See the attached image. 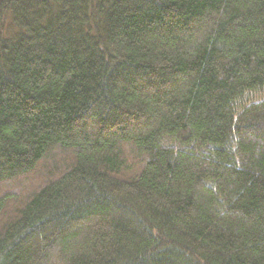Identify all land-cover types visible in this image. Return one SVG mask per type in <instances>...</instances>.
<instances>
[{"label": "trees", "instance_id": "trees-1", "mask_svg": "<svg viewBox=\"0 0 264 264\" xmlns=\"http://www.w3.org/2000/svg\"><path fill=\"white\" fill-rule=\"evenodd\" d=\"M0 264H264V0H0Z\"/></svg>", "mask_w": 264, "mask_h": 264}]
</instances>
